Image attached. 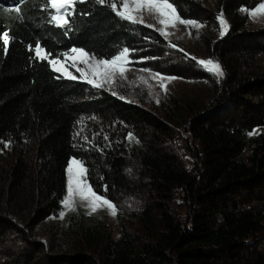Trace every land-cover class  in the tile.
<instances>
[{
  "label": "trees",
  "instance_id": "trees-1",
  "mask_svg": "<svg viewBox=\"0 0 264 264\" xmlns=\"http://www.w3.org/2000/svg\"><path fill=\"white\" fill-rule=\"evenodd\" d=\"M262 1H219L229 29L200 51L224 76L205 102L161 114L61 77L34 53L39 42L50 59L73 47L103 58L127 47L141 56L143 28L94 2L57 28L42 0H24L19 12V0H0V33L12 37L7 53L0 41V264H264V135L250 136L264 130L256 62L264 24L250 32L241 13ZM174 2L185 19L209 18L198 0ZM177 129L193 141L185 147L190 168L175 150ZM72 158L117 206L118 238L101 220L49 223L62 210Z\"/></svg>",
  "mask_w": 264,
  "mask_h": 264
},
{
  "label": "rangeland",
  "instance_id": "rangeland-1",
  "mask_svg": "<svg viewBox=\"0 0 264 264\" xmlns=\"http://www.w3.org/2000/svg\"><path fill=\"white\" fill-rule=\"evenodd\" d=\"M198 1L203 7L204 12H206V17L209 15V18H207L209 19L208 24L206 18L205 23L202 20L192 19L204 25V27L199 29L178 24L175 28L166 29L169 33L166 39L155 30L160 28L161 25L158 23L154 14H143L145 22L154 25V28L146 27L144 24L134 25L130 23L137 29L140 27L143 28L142 30L145 35L143 36L142 32H140L141 34L139 37L142 39V42H144L145 48H142L144 51L141 56H138L141 51L132 52L130 56L132 63L128 65L129 71L126 72L124 78L117 76L112 85L105 84L104 87L99 89L107 91L112 95L116 93L114 96L119 99H121V96L124 97V99H121L123 101L139 106L145 110L161 114L170 111L174 104L186 106L187 103L191 102H195V105H200L202 102H205L210 87L217 84L222 77L218 78L213 73L207 71L203 66L199 65L196 60L191 59V57H196L197 59H212L216 62L215 59L205 56L200 50L203 42L221 37L219 34L220 25L217 20V16L221 12L217 9L220 0ZM262 2H264V0ZM242 9L241 13L246 15L245 27L247 30L251 32L264 24V16L250 18ZM116 17L119 18L118 16ZM224 19L229 29L228 21L225 17ZM154 39L158 42L155 46L152 42ZM171 45H176V47H171ZM180 49H183V51ZM185 52L188 53L189 56L186 57ZM151 55L156 56V58ZM149 57L154 59H142ZM58 58L61 60L64 59L63 55ZM256 62L259 68L264 70V54L257 56ZM68 63L71 64V61H68ZM78 67H83V65H78ZM141 68H148L151 71L141 72L139 71ZM68 70L72 75L79 77V72H77L75 68L69 67ZM151 72H159L163 76H173L177 77V79L170 82L163 81L167 88V91H164L160 87L161 81L159 78L153 77ZM56 74L63 77L60 73ZM141 77L143 79H141ZM251 133L253 134L250 136L258 134L264 135V130L255 128ZM174 141L176 152L180 153L186 167L190 168L192 163L185 147L186 145L193 146L191 137L185 131L177 129ZM72 159H70V161ZM177 203L178 199L175 198V205ZM74 207L75 210H68L61 204V211L66 213L65 217L69 215H78L82 216L84 219H88L90 222L101 220L110 227L114 238L119 237L120 224L118 221V210L117 214L113 216L109 214V210L106 207H102L95 213L89 215L90 209L86 207V202H81L78 198L74 201ZM175 208H177V206ZM121 217L126 220L131 216H129L128 211L127 215L122 212ZM64 218L61 219L58 214L57 217L49 220V223L64 225L66 222ZM132 223L133 222L130 221L127 228L130 234L135 235L136 230L135 226L131 225Z\"/></svg>",
  "mask_w": 264,
  "mask_h": 264
},
{
  "label": "snow or ice",
  "instance_id": "snow-or-ice-1",
  "mask_svg": "<svg viewBox=\"0 0 264 264\" xmlns=\"http://www.w3.org/2000/svg\"><path fill=\"white\" fill-rule=\"evenodd\" d=\"M24 0H19V4L15 7V11L19 12V5ZM94 2L95 5L107 6L112 12L131 24L138 25L144 24L149 28H154V25L147 24L144 20L143 14L149 13L154 14L158 23L161 25L160 28L155 29L161 36L166 39L169 33L166 29L175 28L178 24L186 27L199 29L204 25L196 20L185 19L178 11V6L175 5L174 0H42L43 10L50 11L49 23L54 24L57 28H66L70 25V17H72L77 10V6L85 3ZM250 18H256L264 16V2L259 3L255 8L242 9ZM88 15L89 13H82ZM217 20L220 25V36L223 37L228 30V25L224 19L223 12L217 16ZM191 34V33H189ZM11 35L8 31L0 33V41H2L3 51L8 52V46L11 42ZM176 47V45H171ZM183 51V49H180ZM135 50L124 47L109 58L98 57L92 53L86 51L82 47H73L68 51L64 52L63 60L60 58H49L50 53H45L44 48L39 42L35 45V55L37 58L47 60L51 66L53 72L60 73L64 78L69 80L80 79L91 85L93 88H102L105 84L112 85L117 76L124 78L127 71H129L128 65L132 63L130 56ZM185 56H189L185 52ZM142 59H154V58H142ZM197 61V63L203 66L207 71L213 73L218 78L224 76V71L219 62H214L212 59H197L191 57ZM71 61V64L68 63ZM83 65V67H78ZM69 67L75 68L79 72V77L72 75L69 72ZM141 72H150L148 68L139 69ZM153 77L159 78L161 81L160 87L162 90L167 91L163 81H172L177 79L173 76H163L159 72H151ZM60 77L57 76V79ZM141 79H143L141 77ZM116 95V93H113ZM124 99V97H120ZM130 102V101H129ZM83 119V118H82ZM95 119V117H92ZM82 121H77L81 123ZM253 133H250V135ZM79 135V133H77ZM128 139H135L133 133L129 132ZM108 139L107 136L104 137ZM87 141V137H85ZM139 141H137L138 143ZM9 145L4 144L7 148ZM102 151V149H99ZM87 169L83 166V161L73 158L69 161L66 169L67 182H66V195L61 201L64 208L68 210H75L74 201L78 198L81 202H86V207L90 209L89 215L95 213L98 209L106 207L109 210V214L115 216L117 214V206L107 198L106 195L99 194L98 191L89 184L86 173ZM105 192L107 186H105ZM65 212L61 211L59 217L63 219Z\"/></svg>",
  "mask_w": 264,
  "mask_h": 264
},
{
  "label": "bare ground",
  "instance_id": "bare-ground-1",
  "mask_svg": "<svg viewBox=\"0 0 264 264\" xmlns=\"http://www.w3.org/2000/svg\"><path fill=\"white\" fill-rule=\"evenodd\" d=\"M66 175H67V173H66Z\"/></svg>",
  "mask_w": 264,
  "mask_h": 264
}]
</instances>
